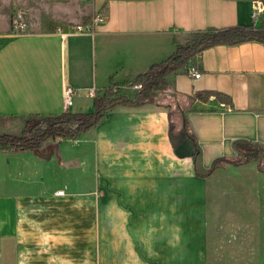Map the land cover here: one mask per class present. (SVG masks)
Masks as SVG:
<instances>
[{
	"label": "crops",
	"instance_id": "crops-1",
	"mask_svg": "<svg viewBox=\"0 0 264 264\" xmlns=\"http://www.w3.org/2000/svg\"><path fill=\"white\" fill-rule=\"evenodd\" d=\"M90 7L104 21L84 34H73L78 25L0 34V135L65 113L66 84L77 90L70 112L93 111L90 90L134 98L132 82L200 32L264 28L261 0ZM194 64L201 77L171 75L164 104L118 106L77 140L47 141L58 146L49 158L0 150V264H216L210 242L224 228L242 264H264L261 227H237L229 213L235 193L260 206L254 219L264 228V42L215 46ZM247 148L259 159L214 169L240 162Z\"/></svg>",
	"mask_w": 264,
	"mask_h": 264
},
{
	"label": "trees",
	"instance_id": "trees-1",
	"mask_svg": "<svg viewBox=\"0 0 264 264\" xmlns=\"http://www.w3.org/2000/svg\"><path fill=\"white\" fill-rule=\"evenodd\" d=\"M264 4V0H261ZM264 42V28L232 27L210 28L198 34L191 43L178 47L176 53L168 60L154 64L150 69L139 75L131 84L132 87L141 86L134 98L122 95L114 87L106 89L103 96L93 100L92 112L67 111L56 116H35L25 123L21 135H0V150L3 152H19L30 150L42 158H49L58 151V146L47 141L56 138L77 140L81 135L98 126L105 115L118 106L139 107L144 104H164L168 96H173L172 86L168 78L178 72L186 73L189 66H195V60L205 50L219 45H235L242 42ZM200 98L208 97L211 93ZM262 152L247 148L244 159L240 162L220 160L215 162L214 169L224 164L238 165L252 159H259ZM264 155V154H263ZM260 157L259 169L264 172V156Z\"/></svg>",
	"mask_w": 264,
	"mask_h": 264
},
{
	"label": "rangeland",
	"instance_id": "rangeland-1",
	"mask_svg": "<svg viewBox=\"0 0 264 264\" xmlns=\"http://www.w3.org/2000/svg\"><path fill=\"white\" fill-rule=\"evenodd\" d=\"M90 8V4L82 0H0V34L15 31L13 21L20 18L19 16L22 17L24 27L19 32L15 31L18 34L51 32L58 27L88 25L94 16ZM87 111L78 110L77 112ZM222 191L226 192V186ZM242 191L243 189L240 188V192ZM235 192L237 193V189ZM229 199L236 200L234 204H229V213L235 215L236 226L250 224L253 229L256 224V230L261 227V234L264 237L263 226H258V220L254 219L259 213L260 206L246 203V198L235 193L231 194ZM239 200L243 203H239ZM220 208L224 209L225 206L221 204ZM260 213L264 214V206L261 207ZM230 240L232 238L226 236L225 228L211 239L210 256L217 261L216 264H236L238 260L242 264V259L237 254V251L241 249L234 243L228 244ZM257 244L258 242H251L252 247Z\"/></svg>",
	"mask_w": 264,
	"mask_h": 264
},
{
	"label": "built area",
	"instance_id": "built-area-1",
	"mask_svg": "<svg viewBox=\"0 0 264 264\" xmlns=\"http://www.w3.org/2000/svg\"><path fill=\"white\" fill-rule=\"evenodd\" d=\"M83 2L90 4L93 2V0H82ZM20 18H16L13 21V28L15 31L19 32L23 27H24V22ZM260 16L258 13H254L253 15V20L254 22H257L259 20ZM104 21V17L101 13H95L94 16L92 17L91 23L88 25H78L74 28L73 34L79 35V34H84L86 32H89L94 28L95 25L100 24ZM186 74L189 75L192 78H200L201 74L199 70L195 66H189L188 69L186 70ZM138 89H141V86H136ZM77 94V90L71 86L70 84H66L64 86L63 90V103H64V109L65 112L70 111L72 105H73V100L75 95ZM88 96L91 98H96V92L95 90H90L88 93ZM58 195H64V191L61 190L57 192Z\"/></svg>",
	"mask_w": 264,
	"mask_h": 264
},
{
	"label": "water",
	"instance_id": "water-1",
	"mask_svg": "<svg viewBox=\"0 0 264 264\" xmlns=\"http://www.w3.org/2000/svg\"><path fill=\"white\" fill-rule=\"evenodd\" d=\"M170 138L172 140V144L175 146L176 141H178V139H177L178 136H176V135L173 134V128L172 127L170 128Z\"/></svg>",
	"mask_w": 264,
	"mask_h": 264
}]
</instances>
